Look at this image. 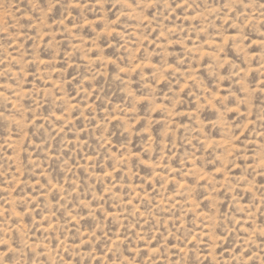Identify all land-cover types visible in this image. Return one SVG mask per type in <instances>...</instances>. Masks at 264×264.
<instances>
[{
	"label": "rangeland",
	"instance_id": "374dc122",
	"mask_svg": "<svg viewBox=\"0 0 264 264\" xmlns=\"http://www.w3.org/2000/svg\"><path fill=\"white\" fill-rule=\"evenodd\" d=\"M0 264H264V0H0Z\"/></svg>",
	"mask_w": 264,
	"mask_h": 264
}]
</instances>
